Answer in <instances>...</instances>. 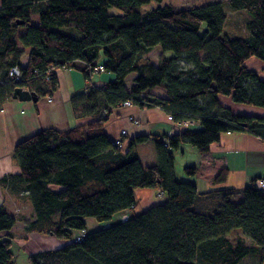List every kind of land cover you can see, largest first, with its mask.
<instances>
[{
  "label": "trees",
  "instance_id": "1",
  "mask_svg": "<svg viewBox=\"0 0 264 264\" xmlns=\"http://www.w3.org/2000/svg\"><path fill=\"white\" fill-rule=\"evenodd\" d=\"M151 1L0 0V108L18 86L39 97L52 95L59 87L57 69L80 70L87 81L99 64L115 74L107 86L72 99L77 117L98 118L68 130L41 129L14 148L21 173L2 184L15 176L25 185L35 212L25 231L67 242L32 254L30 264H239L249 255H260L264 264V189L253 182L242 199L228 191L218 208L199 211L198 186L176 177L173 153L181 144L207 152L224 132L264 140V116L237 113L220 98L264 108V78L247 64L251 58L264 61V0L184 9L166 4L144 12ZM111 7L122 13H110ZM227 8L245 15L246 36L226 32ZM20 44L29 48L25 64ZM156 48L162 51L159 64L147 56ZM13 66L21 68L23 82L9 80ZM126 101L160 107L176 122H200L203 129L155 135L157 163L145 166L136 146L149 135L133 138L124 152L105 130L112 109ZM186 172L194 175L197 167ZM227 176L223 169L214 181ZM144 188L162 190L169 200L136 213V190ZM127 210L126 220L87 231L88 218L108 222ZM16 223L0 209V264H17L11 232ZM84 230L85 238L76 241L75 233Z\"/></svg>",
  "mask_w": 264,
  "mask_h": 264
},
{
  "label": "crops",
  "instance_id": "2",
  "mask_svg": "<svg viewBox=\"0 0 264 264\" xmlns=\"http://www.w3.org/2000/svg\"><path fill=\"white\" fill-rule=\"evenodd\" d=\"M74 34L80 37V33ZM21 49L24 51L22 62L25 64L28 60L29 48L21 47ZM254 60L256 59L251 58L247 64L256 70L250 65ZM104 61L105 58L102 56L100 62ZM262 66L264 69L263 62ZM56 73L59 87L52 95L41 96L38 102L12 98L0 108V209L5 208L16 218L17 223L11 232L18 226H25L26 222L35 216L28 192L19 178L14 176L15 178L13 177L10 182L2 184L4 177L21 173L20 165L13 155L17 143L44 128L55 127L59 130H68L98 118L99 116L77 117L72 99L76 95L88 93L93 86L105 87L115 78V74L109 71L94 73L90 81H87L84 74L77 69L61 68L57 69ZM261 77L264 78V73H261ZM131 85H127L128 89L131 88ZM224 105L231 107L237 113H244L240 110L242 107ZM258 107L251 109L248 115L264 116V108L259 109ZM195 124H200V122L188 126L173 123L169 119V113L160 107L141 108L137 105H124L112 109L110 118L105 123V130L114 142L122 140L120 147L124 152L128 150L133 138L139 135H149L150 139L147 142L152 143L150 158L155 162L146 165L143 163V159H148L149 155L146 152L143 157L140 153L139 149L142 143L137 144L136 151L145 166H153L157 163L153 137L155 135L171 137ZM124 129L127 131L126 134L122 133ZM177 152H181L182 158H184V174L179 173L182 171L181 164L179 168L176 166ZM173 153L176 177L198 186L200 194L195 206L199 211L210 212L218 208L228 191H234L233 199H242V190L245 187L252 185L257 178H264V140L248 132H224L221 134L220 140L213 143L210 150L204 153L190 144H181L178 149L173 150ZM187 166H196V174H188ZM223 169L228 170L227 180L223 183H216L214 180ZM136 195L139 202L141 199L146 202L148 208L169 200L167 193L157 189H137ZM126 212L128 214L122 216ZM130 213L131 211L127 210L116 215L113 219L119 220V222L124 221ZM98 227L101 229L102 225ZM29 238L30 240L25 242L37 241L38 246L40 241L39 248H60L67 243L64 240L58 241L54 244L55 246L46 245V238H42L38 233H31ZM38 247L35 253L38 252ZM13 251L16 253L15 249ZM21 253L19 250L18 255ZM31 255L32 253L27 257L28 264H30L29 257Z\"/></svg>",
  "mask_w": 264,
  "mask_h": 264
},
{
  "label": "rangeland",
  "instance_id": "3",
  "mask_svg": "<svg viewBox=\"0 0 264 264\" xmlns=\"http://www.w3.org/2000/svg\"><path fill=\"white\" fill-rule=\"evenodd\" d=\"M215 1H226V0H163L162 2L153 0L150 3L144 5L143 10H144V12H149V11L153 10L154 8H157L159 6H163L166 4L173 5L177 8H180V9H184V8H189V7H193V6L204 5V4H207L210 2H215ZM227 10H228V19H227V24H226V32L231 34L232 36H240V35L246 36L247 31L244 28L245 15L241 14V13L234 12V11L230 10L229 8H227ZM110 13L121 14L122 11L117 7H111ZM34 19H35V21L38 20V16L35 15ZM61 30L64 32H67V33L70 32V28H68V27L61 28ZM21 47H23V45H21ZM161 55H162L161 49L156 48L153 51H151L147 56L150 57L155 64H159V60H160ZM168 55L171 56V55H173V53L168 52ZM255 59L256 60L251 62L250 65L253 68H255L257 71H259L260 73H264V69L262 66V62L264 63V61L259 59V58H255ZM133 74L134 75H130V77L127 81V85L132 84V78L135 77V75L137 73H133ZM159 93H162V92L160 91ZM220 98L224 104L236 105L237 107H242V109H240V110H241V112H244V113H240V114H247L248 115V114H250L251 109H257V106H254V105L235 102L233 100L232 96H229V95H220ZM258 108L262 109L263 107H258ZM190 128L195 129V130H202L203 129V127H201L200 124L191 125ZM153 143H155V142H153ZM139 151L143 155V157H144V154L146 152L149 155L148 159H145V158L143 159V163L145 165L146 164H153L155 162V161H152L150 158V153L152 151V143L151 142L150 143L143 142L142 145L140 146ZM153 151H154V148H153ZM176 154H177L176 166H178V168H179L180 164H181L182 171H180L179 173L184 174V167H185L184 158H182L181 152H177ZM60 187L61 186H59V185L56 186L57 189H59ZM141 200L139 202L138 207L135 209L136 213L142 212L148 208V205L146 204V202L143 200L141 201ZM126 214H128V213L126 212L125 214H122V216H125ZM122 216H121V218L124 219V217H122ZM126 217L129 218L130 214L127 215ZM118 222H119V220H116V219H113L112 221H108V222H99L95 218H88L87 219V225H88L87 231L92 232V231L98 230L99 225H102L101 228H107V227L115 225ZM77 232L75 233L76 235H77ZM12 233L14 234L13 247L16 251L15 255H16V259H17V264H28V260H27L28 255L31 253L34 254L36 252V248L38 246H40V244H39L40 241L38 242V246H37V241H33L32 243H30V242L26 243L25 242L26 240H28V241L30 240L29 236L31 235V233H27L25 231V226H22V227L18 226V228H16V230H13ZM39 235L42 238H46V242H45L46 245L55 246L54 244L58 243V241H64V240L58 239L57 237H54V236H46V235H42V234H39ZM246 239H247L248 243H251V240L249 238L246 237ZM27 244H30V245H27ZM43 249L54 250V249H58V248L48 249L46 247H42V248L38 247L37 251L38 252L44 251ZM19 250L22 252L21 255L20 254L18 255ZM239 264H262V259H261L260 255H249L246 258H244Z\"/></svg>",
  "mask_w": 264,
  "mask_h": 264
},
{
  "label": "built area",
  "instance_id": "4",
  "mask_svg": "<svg viewBox=\"0 0 264 264\" xmlns=\"http://www.w3.org/2000/svg\"><path fill=\"white\" fill-rule=\"evenodd\" d=\"M95 71L96 72H99V71H104V66L102 64H99L98 66L95 67ZM50 75L49 73H47V76H46V80H50ZM9 80L12 82V83H15V82H23L24 81V76H23V73H22V70L19 66H13L10 71H9ZM1 82V80H0ZM24 89H28L26 86H23ZM29 90V89H28ZM51 100V99H50ZM124 105L126 106H131L133 105V103L131 101H126L124 103ZM169 119L173 122V123H178L174 120L173 118V115H169ZM181 125H184V126H188L190 124H193V121L192 120H186V121H183V122H180ZM123 134H126L127 131L126 129H124L122 131ZM116 143L121 146V143H122V140L119 139L116 141ZM254 185L259 188V189H264V178H257L255 181H254ZM87 235V231H80L77 235H75V240L76 241H82L85 236Z\"/></svg>",
  "mask_w": 264,
  "mask_h": 264
},
{
  "label": "water",
  "instance_id": "5",
  "mask_svg": "<svg viewBox=\"0 0 264 264\" xmlns=\"http://www.w3.org/2000/svg\"><path fill=\"white\" fill-rule=\"evenodd\" d=\"M13 98L20 99L22 101L33 100L35 102H38L40 99V97L35 92H32L28 89H24L21 86L15 88L13 92Z\"/></svg>",
  "mask_w": 264,
  "mask_h": 264
}]
</instances>
